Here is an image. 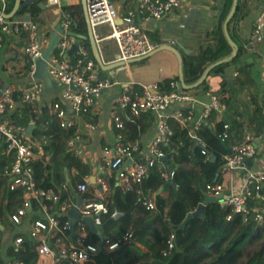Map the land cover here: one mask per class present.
<instances>
[{
  "label": "built area",
  "instance_id": "obj_1",
  "mask_svg": "<svg viewBox=\"0 0 264 264\" xmlns=\"http://www.w3.org/2000/svg\"><path fill=\"white\" fill-rule=\"evenodd\" d=\"M42 1L55 16L49 26L40 25L27 14L10 18L0 15V49L6 44L13 45L15 51L24 55L28 65L27 81L22 86L6 80L0 73V146L4 154L11 156V160L3 168L2 175L6 179L8 190L21 192L19 206L0 221V226L3 227L8 222L14 227L24 228L34 242L36 253L34 264H82L88 260L98 262L102 255L115 251L122 242L131 237V233L125 232L116 240L106 235L99 243L89 241L85 235L88 226L84 222L77 221L72 228L71 218L67 213L75 202L71 201L69 191L76 193L82 199L77 205L80 216L90 217L96 226L118 213L117 208L110 205L113 189L116 187L123 191H135L138 202L146 210L153 211L154 199L142 189L141 183L159 158L167 155L162 146L169 143L175 129H181L186 131L189 139H197L201 148H204L197 132L212 112L216 113L217 121L223 122L222 129L218 133L219 139L227 141L229 145L227 152L220 158V174L223 175L234 169H241L244 174L237 193L231 190L227 192L222 181L207 183L204 192L209 196H217L221 193L223 196L227 195L218 201L231 209L226 219L229 220L232 213H239L245 221L250 212L251 200L255 197L264 200L262 191L264 167L259 170H249L245 164L246 159L252 160L256 156L261 137L255 135V131L248 125L236 131L231 128L229 122L223 121L227 105L216 92L208 93L202 98L191 90H183L177 80H169L168 88L161 90L156 84H141L140 88H137L136 82L132 79L121 86L118 81L106 76L100 79L98 73L101 70L100 66L94 59L88 57L80 39L67 33L74 31L73 27L76 24L70 12L63 8L68 2ZM122 1L129 3L123 13L114 0H85L87 17L100 59L104 65L121 63L115 67L117 69L127 68L129 60L145 55L154 48L141 22L160 20L183 2V0ZM4 6L5 0H0L2 11ZM24 15L26 18H23ZM137 17L141 19L140 23L137 22ZM55 21H59L63 33L60 34L46 62L49 77L55 82V86L59 84L60 87L55 97L46 100L59 126L74 129L73 135L67 140V146L77 156L80 154L78 143L82 129L93 130L96 127L93 119L95 97L103 90L117 84L121 89L110 110L116 143L113 147L105 146L101 157L103 166L108 170L107 177L97 179L96 187L94 186L90 192L86 180L76 182L72 186L70 178H75L77 175L75 167L67 170V179L60 182L57 189L40 186L35 177L34 163L38 161L47 163L50 157L38 155L35 150L36 143L32 135L28 134L27 127L14 124L9 118L18 102L30 104L29 124H34L38 117L35 101L41 99L47 92L44 81L34 76L36 59L42 56L49 42L50 27ZM103 26L108 30L102 35ZM105 39L107 43H104ZM263 40L264 25L255 23L249 44L256 45ZM73 44L78 45V50L69 52ZM106 46L109 51L108 57L102 52ZM235 75L234 72L233 76ZM173 104L177 107L171 109ZM141 112H150L155 117V133L145 144L143 152H140V142L137 139L131 140L126 136V123L132 121L133 117ZM202 152L207 155L205 150ZM128 158L132 162L116 175V171ZM180 166L187 165L182 163ZM173 173V170L169 173L166 168L160 170V175L165 181L172 180ZM112 177L113 185L110 184ZM173 186L174 190L178 189L177 185L173 184ZM33 203L36 204V208H33ZM257 219L263 221L262 215L259 214ZM70 234L75 236V244L69 241ZM22 241V235L18 234L14 236L12 243L15 247H19ZM174 247L175 233L171 231L165 239L160 255H168ZM11 264L24 263L14 260Z\"/></svg>",
  "mask_w": 264,
  "mask_h": 264
},
{
  "label": "trees",
  "instance_id": "obj_2",
  "mask_svg": "<svg viewBox=\"0 0 264 264\" xmlns=\"http://www.w3.org/2000/svg\"><path fill=\"white\" fill-rule=\"evenodd\" d=\"M13 3L14 0L5 1L6 13L12 9ZM63 8L74 18L76 22L74 31L83 37L79 39L88 57L94 59L89 40L86 38L87 29L80 2L65 3ZM41 11L42 9L36 4H31L16 12L14 16H22L26 12L38 14ZM39 24L42 25L41 22ZM148 37L152 44L159 42L157 32L148 31ZM247 50V47L238 45L237 53L230 60L214 66L209 74L216 73L221 77L216 93L220 94L227 105L223 121L229 122L231 128L236 131L245 124L251 125L255 135L260 136L264 143V113L258 94L251 96L250 105L239 106L235 97L236 89L231 85L228 86L229 79L225 75V69L232 66V71L236 73L233 77L235 83L239 86L252 83L255 86L250 75L252 63L242 61V56ZM231 52L232 47L223 35L221 26L218 25L203 49L197 53H188L182 59L184 81L195 82L207 65L226 58ZM27 68L28 65L25 62L24 77H26ZM168 82L161 83L160 87L158 86L159 89H167ZM205 84L206 80L194 88H183V90L194 91L200 87L205 88ZM44 95L45 97L35 101L38 117L34 121L32 138L46 139L45 143H41V154L49 155L50 158L46 167H43L41 161L34 163V173L40 185L57 189L58 184L64 179V169L75 167L79 181L83 180L87 169L80 157L67 146V140L73 135L74 129L59 126L57 118L50 112V105L46 100L47 93ZM15 98H18L17 92ZM29 106L27 102L17 103L14 111L9 115L14 124L28 126L31 119ZM216 117V113L212 112L197 132L204 148L194 146V140L189 139L186 131L181 129H175L169 143L162 146L168 156L167 164L174 171L173 184L177 185L178 189L174 190L173 185L165 184V180L160 175V170L166 168L165 164L157 161L141 183L146 193L154 194L155 209L153 211L146 210L138 202L135 191L114 188L111 207L115 206L121 213L129 211V214H124L111 222L103 233L112 240L119 239L125 232H130L131 237L122 242L115 251L109 253L110 260L103 264H239L245 256L247 244L262 236L264 200L258 197L251 200L250 212L245 221L239 213H232L231 218L226 219L231 209L215 201L204 206L202 217H193L185 226L178 229L186 214L193 211L202 201L205 185L221 181L220 158L227 152L229 145L227 141H221L218 137L223 122L217 121ZM152 121L153 116L150 112H141L133 117L132 121L126 123L127 138L131 140L139 138L148 130ZM202 150H205L207 155ZM10 160L11 156L4 154L0 146V221L5 219L6 215L21 202V192L8 190L6 179L2 175L3 168ZM182 163L191 164V166L181 167ZM48 171L52 174L51 182L43 181ZM110 184L113 185V177L110 179ZM160 187H163V191L167 193L166 196L157 193ZM262 191L264 192L263 187ZM32 206L36 208L35 203ZM259 214L263 217L261 222L257 219ZM171 231L175 233V247L168 255L162 256L160 251ZM18 234L22 235L23 241L19 247H15L11 240L6 239L5 231L0 229V264H11L14 260L22 261L24 264L35 263L33 240L24 228H14L13 238ZM87 239L94 243L98 242L97 235L89 231ZM82 264L96 263L88 260ZM243 264H264V241L252 250Z\"/></svg>",
  "mask_w": 264,
  "mask_h": 264
},
{
  "label": "crops",
  "instance_id": "obj_3",
  "mask_svg": "<svg viewBox=\"0 0 264 264\" xmlns=\"http://www.w3.org/2000/svg\"><path fill=\"white\" fill-rule=\"evenodd\" d=\"M66 1L68 2V4L79 2V0ZM114 1L122 13L129 6V3H126L125 1ZM232 6L233 0H183L182 4L178 8L171 10L160 20L142 21L141 24L146 29L147 34L148 31L157 32L159 42L153 44L154 47L160 44L173 46L180 51L183 59L186 54H193L194 52L197 53L198 51L203 49L206 46L207 41H210L212 32L218 27V25L221 26L224 35L223 24ZM50 17V20L52 22L55 19V16L52 14V12ZM255 23L264 25V0H237L234 14L230 18L226 29L230 38L237 46L243 45L249 50L255 49L260 54H254L252 56V59H250L247 63H252L250 75L253 83H255L256 87L259 90L258 100L259 103L262 104L264 113V40L256 45L249 44L250 34ZM178 44L183 46L186 49V52H184ZM161 51L163 52V54L159 55L156 58H153L151 62L149 61L145 63L144 61L147 60V58L145 60L139 61V63H129L127 68H112L107 71L100 70L98 72L99 76L104 74V76L114 81H118V84H120V86L124 85L127 81H130L132 79L136 82L137 88H140L141 84H156L160 87V84L164 81L177 80L179 82L178 62L175 55L167 50H160L158 52ZM105 55L106 57H108L106 53ZM249 56L251 55H246L247 58H249ZM16 59L21 60V70L14 68V66L16 65ZM24 63L25 57L20 55L19 52L15 51L13 45L6 44L0 49V73L6 80L14 82L18 86L24 85L27 81V78L23 76ZM233 73L234 72L232 71V76ZM208 74L204 79L206 80V87H200L199 89L194 91L192 90L191 92H193L197 96L204 98L208 93H214L219 89V82L221 79L220 75L212 73L214 78L210 79L209 75L211 73L209 75ZM118 84L106 90H103L95 97L93 119L96 127L93 130L82 129L81 138L78 143V150L80 153L78 156L81 158V161L84 163L85 168L87 169V174H85L83 180L80 181L86 180L88 182L89 192L93 189L94 186L96 187L97 179L107 177L108 170L103 166L101 157L103 154V148L105 146L113 147L116 143L115 129L110 118V110L112 108L114 100L117 99L121 91ZM185 84L192 83L185 82ZM59 87L60 85L57 84L51 91L47 92V99L55 97L58 93ZM43 97H45V95ZM176 107L177 105L173 104L170 108L174 109ZM152 116L153 121L148 130L144 134H141L139 138H137V140L140 142V152H143L145 150V144L155 133V117L153 114ZM248 126L253 129L251 125ZM33 140L37 146L35 149L37 154L41 155V143H45L46 139L43 138L39 140L34 138ZM258 144L259 145L256 156L251 160V164L247 165L249 170H259L264 167V143L262 142V138ZM42 164L43 167L47 166L46 162H42ZM186 165L191 166V164ZM67 170L68 169H64L63 180L67 179ZM243 174V170L234 169L221 175V181L226 186L227 192L229 190H231V192L233 193H237L239 191L241 187V177L243 176ZM51 175V172L48 171V173L45 174L43 181L51 182ZM91 177H94L92 181L90 179ZM70 182L72 186L75 185L76 182H79V180H77V175L75 178H70ZM229 185H231V187H229ZM262 187L264 190V182L262 183ZM159 189H161V187ZM159 189L157 193H162L163 196H166L167 193L163 191V187L161 190ZM69 192V194H66L69 195L72 202H75V198L73 195L74 192ZM147 193L150 194V192ZM150 196L154 199V194H150ZM4 226H1L0 229L5 231L6 239H8V241H12L13 229L16 227H14L13 225H9L8 222H6ZM17 228L19 229L22 227ZM87 230L89 231V233H91L89 228L85 231ZM103 230L104 229L101 230V233L103 235H106L103 233ZM74 237L75 236H73V234H70L69 241L73 244L76 243V239ZM97 238V243H99L100 239L98 236ZM109 260L110 255L106 254L102 255V257H100V260L95 263L103 264L104 262H107Z\"/></svg>",
  "mask_w": 264,
  "mask_h": 264
},
{
  "label": "water",
  "instance_id": "obj_4",
  "mask_svg": "<svg viewBox=\"0 0 264 264\" xmlns=\"http://www.w3.org/2000/svg\"><path fill=\"white\" fill-rule=\"evenodd\" d=\"M81 7H82V12H83V17L85 20V24H86V29H87V36L86 38H88L89 40V44H90V48H91V52L92 55L96 61V63L100 66L102 71H107L109 69L115 68L118 65H120L121 63H109L104 65L100 59V55L94 40V36L92 33V28L90 26L88 17H87V13H86V8H85V0H79ZM31 4H36L40 9L44 10L46 8V5L44 4V2L42 0H14L12 9L6 13L4 11H2L0 9V15L5 16L7 18H10L12 16H14L16 14V12L23 10L24 8L30 6ZM236 4H237V0H233V6L229 12V14L227 15L224 24H223V31H224V35L225 38L228 42V44L232 47V52L230 55H228L226 58L223 59H219L217 61H214L213 63H210L209 65H207L205 67V69L203 70L202 74L200 75V77L192 84H185L184 82V78H183V71H182V56L181 53L178 49H176L173 46L167 45V44H160L155 46L151 51H149L148 53H146L145 55H142L140 57L131 59L128 61V63H134V62H139L142 60H145L147 58H149L151 55H153L154 53L160 51V50H167L170 51L171 53H173L177 59L178 62V79L179 82L181 84V86L184 89H191L196 87L198 84H200L205 77L207 76L208 72L216 65L221 64L223 62H226L228 60H230L236 53H237V46L235 45V43L232 41V39L230 38L228 31L226 29V26L230 20V18L232 17V15L234 14L235 8H236ZM23 18H26V15L23 16ZM137 22L140 23L141 19L139 17H137ZM63 33V29L60 26L59 21H55L53 23V25L50 27V38H49V42L47 44V46L45 47V49L43 50L42 56L38 59H36V69L34 72V76L41 79L42 81H44L45 83V92H49L53 89V87L55 86V82L49 77L48 72H47V62L46 60L48 59L50 53L52 52V50L54 49L56 42L58 41V39L60 38V34ZM68 35H72V36H76L77 38H83L82 36H80L79 34H77L74 31H68L67 32ZM164 40V39H162ZM179 45V44H178ZM179 47L186 52V49L179 45ZM78 50V45L77 44H73L71 49L69 50ZM100 79L104 78V74L99 76ZM6 87V85L4 86V88ZM72 87V86H71ZM34 128V124L30 123L27 126V132L29 135H32V130ZM194 146H200V143L197 139L194 140ZM160 162H163L165 164V167L167 169V171L170 173L172 172V168L167 164V155H164L163 157L159 158ZM131 159L128 158L121 166L120 168L116 171V175L123 171L125 169V167L127 165H129L131 163ZM245 164L246 165H250L251 164V160L250 159H246L245 160ZM91 181L94 179V177L90 178ZM165 184H169V185H173V181L171 179H168L165 181ZM162 189V187H161ZM159 189V190H161ZM74 198H75V205L73 207H71L68 210V216L71 218V225L72 228L74 227L75 223L77 221H82L84 222L91 233L96 234L100 241L106 237V235H103L101 233L102 229H106L109 224L111 222H113L114 220L118 219L119 217L123 216L124 214H129V211H127L126 213H121L118 212L114 217L112 218H108L106 219L101 225L96 226L93 224V221L90 217H82L80 216L79 212L77 211V205H79V203L81 202V197L78 196L76 193L73 194ZM202 195H203V199L202 201L197 205V207L193 210L190 211L186 214L184 220L182 221L181 225L178 226V229L185 226V224L188 222V220H190L193 217H202V211L203 208L206 204L210 203V202H215V201H219L221 198L223 197H227V195L223 196V194H219L217 196H209L206 195L204 191H202ZM1 228V226H0Z\"/></svg>",
  "mask_w": 264,
  "mask_h": 264
},
{
  "label": "rangeland",
  "instance_id": "obj_5",
  "mask_svg": "<svg viewBox=\"0 0 264 264\" xmlns=\"http://www.w3.org/2000/svg\"><path fill=\"white\" fill-rule=\"evenodd\" d=\"M26 14L29 16V18H31L33 21L35 22H41L42 25H46V26H49L51 24V20H50V15H51V11H50V8L49 7H46L44 10H42L41 12H39L38 14H32L30 12H26ZM107 27L103 26V29H102V35L103 34H106L107 33ZM20 55L24 56L21 52H19ZM109 51H108V48H107V51H106V54L108 55ZM196 53V52H194ZM163 54V52H158L156 54H154L153 56H151L150 58H148L147 60H145L144 62H151V60L153 58H156L158 57L159 55ZM254 54H259V52L255 49H251V50H247L243 56H242V61L243 63H247L250 59H252V56ZM246 55H251L249 56V58L246 57ZM251 57V58H250ZM247 59V60H246ZM21 60L20 59H16V65L14 66V68L16 69H20L21 70ZM139 63V62H138ZM138 63H135V64H138ZM233 69L232 66L230 67H227L225 69V74L227 75V78L229 79L228 81V86L231 85L233 86L236 91H235V97H236V101L237 103H239V106H243V105H250L251 104V96L254 95L255 93L258 94L259 96V90L258 88L256 87V85H252V83H249V84H244L243 86H239L238 83H235V80H233V76L231 74V70ZM209 78L210 79H213V74L211 73L209 75ZM262 236H260V238L254 240L252 243H249L247 244L246 246V252H245V256L240 260V263L239 264H243L246 260V258L251 254L252 250L256 249L257 247L260 246V244L264 241V231L262 230ZM88 235L87 231L85 232V235ZM86 235V236H87ZM96 243V242H95Z\"/></svg>",
  "mask_w": 264,
  "mask_h": 264
},
{
  "label": "bare ground",
  "instance_id": "obj_6",
  "mask_svg": "<svg viewBox=\"0 0 264 264\" xmlns=\"http://www.w3.org/2000/svg\"><path fill=\"white\" fill-rule=\"evenodd\" d=\"M106 41H107V39L104 40V43H107ZM106 51H107V46L104 47V49L102 50V52H103L104 55H105ZM105 56H106V55H105Z\"/></svg>",
  "mask_w": 264,
  "mask_h": 264
}]
</instances>
